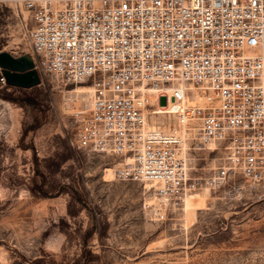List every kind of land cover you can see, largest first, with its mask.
I'll list each match as a JSON object with an SVG mask.
<instances>
[{
    "label": "built area",
    "instance_id": "built-area-1",
    "mask_svg": "<svg viewBox=\"0 0 264 264\" xmlns=\"http://www.w3.org/2000/svg\"><path fill=\"white\" fill-rule=\"evenodd\" d=\"M12 1L38 73L68 100L90 85L74 145L115 156L116 180L152 181L150 219L196 190L264 183V0ZM200 150L219 161L193 174Z\"/></svg>",
    "mask_w": 264,
    "mask_h": 264
},
{
    "label": "rangeland",
    "instance_id": "rangeland-1",
    "mask_svg": "<svg viewBox=\"0 0 264 264\" xmlns=\"http://www.w3.org/2000/svg\"><path fill=\"white\" fill-rule=\"evenodd\" d=\"M29 25L23 7L0 0V50L31 54ZM39 75L31 87L0 84L34 101L0 95V264H264V183L196 190L154 221L142 208L152 186L114 179L115 156L74 145L70 111L86 93L68 100ZM208 151L193 174L218 163Z\"/></svg>",
    "mask_w": 264,
    "mask_h": 264
},
{
    "label": "water",
    "instance_id": "water-1",
    "mask_svg": "<svg viewBox=\"0 0 264 264\" xmlns=\"http://www.w3.org/2000/svg\"><path fill=\"white\" fill-rule=\"evenodd\" d=\"M0 70L8 85L31 87L40 82V75L28 52L14 55L8 50H0Z\"/></svg>",
    "mask_w": 264,
    "mask_h": 264
},
{
    "label": "bare ground",
    "instance_id": "bare-ground-1",
    "mask_svg": "<svg viewBox=\"0 0 264 264\" xmlns=\"http://www.w3.org/2000/svg\"><path fill=\"white\" fill-rule=\"evenodd\" d=\"M77 90H80V91H77ZM90 90V85L88 84H84L83 87H81V89L79 88H75L74 91H76L77 93H80V94H83V93H86ZM144 185H150V186H154V183L152 181H146ZM197 193H194V194H190V195H187L184 200H183V205H188L189 201L196 195Z\"/></svg>",
    "mask_w": 264,
    "mask_h": 264
},
{
    "label": "trees",
    "instance_id": "trees-1",
    "mask_svg": "<svg viewBox=\"0 0 264 264\" xmlns=\"http://www.w3.org/2000/svg\"><path fill=\"white\" fill-rule=\"evenodd\" d=\"M7 86H12V85H5V87H7ZM2 91L3 90L0 91V95L10 97L14 101L26 102V103H29V104L30 103H32V104L34 103L33 99L30 98L29 96H26V97H15V96L14 97H11V96H8V95L4 94Z\"/></svg>",
    "mask_w": 264,
    "mask_h": 264
},
{
    "label": "crops",
    "instance_id": "crops-1",
    "mask_svg": "<svg viewBox=\"0 0 264 264\" xmlns=\"http://www.w3.org/2000/svg\"><path fill=\"white\" fill-rule=\"evenodd\" d=\"M14 55H19V54H14ZM13 86V85H12ZM15 87V86H14ZM17 87H20V86H17Z\"/></svg>",
    "mask_w": 264,
    "mask_h": 264
}]
</instances>
